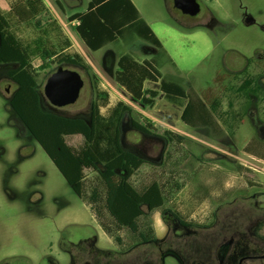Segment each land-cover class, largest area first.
Segmentation results:
<instances>
[{"label": "rangeland", "instance_id": "obj_1", "mask_svg": "<svg viewBox=\"0 0 264 264\" xmlns=\"http://www.w3.org/2000/svg\"><path fill=\"white\" fill-rule=\"evenodd\" d=\"M48 1L52 22L40 29L19 26L7 15L12 31L35 53L31 70L41 106L44 111L74 117L95 103L105 119L119 102L129 108L122 119L123 126L128 125L124 126V148L147 161L130 182L140 191L157 182L165 198L164 206L156 211L143 208L141 231L148 235L150 229L155 231L152 242L161 244L163 250L173 247L184 253L186 264H217V246L234 234L230 231L236 225L247 230L259 226V252L264 253V218L258 216L256 223V210L264 206V0H197L200 12L196 16L182 14L173 0H133L141 18L98 51L87 48L75 31L76 23L67 21L74 11L87 9L89 0H60L67 15L53 0ZM140 25L150 26L162 47L139 37ZM43 50L59 57L44 63L39 57ZM73 54L81 56L87 70L60 63L61 57ZM123 55L139 65H153L160 80L180 86L188 98L169 99L160 90V81L146 80L144 89L159 92L154 104L133 99L116 78L117 62ZM59 66L78 71L85 85L75 104L56 108L45 97L44 86ZM246 78L252 79V86L238 89ZM15 89L7 69L0 68V264H47V257L69 264L67 253L80 259V264H143L145 260L185 264L173 252L159 258L155 245H143L129 229L117 228L104 209L105 187L97 171L85 170L84 195L75 193L10 108L8 99ZM99 92L109 100L99 99ZM189 99L204 104L207 123L198 121L196 115L190 123L183 121ZM131 121L146 126L150 134L137 132ZM65 141L80 149L84 138L67 136ZM146 149L147 154L142 152ZM223 185L233 197L226 206L220 199ZM95 188L100 199L88 201ZM241 188H248L241 193L242 200L233 196ZM89 202L100 211L99 218ZM165 209L201 226L215 212L214 225L211 229L182 228L168 216L164 219ZM88 234L95 235L92 247H100L99 251L90 249L91 241L73 244ZM49 264H55L54 260ZM247 264H264V260Z\"/></svg>", "mask_w": 264, "mask_h": 264}, {"label": "trees", "instance_id": "obj_2", "mask_svg": "<svg viewBox=\"0 0 264 264\" xmlns=\"http://www.w3.org/2000/svg\"><path fill=\"white\" fill-rule=\"evenodd\" d=\"M60 6L58 0H53ZM43 5L42 0H27V9L24 5L16 6L13 13L21 24L40 26L42 19L38 18V6ZM139 20V12L131 0H90L85 13H78L68 17V22L77 21L75 31L85 46L92 51H98L107 43L116 41L121 37L124 28ZM138 29V34L143 39L161 46L152 30L143 25ZM35 53L30 47L23 46L13 34L8 20L0 10V68L7 69V76L15 83L16 89L9 98V106L15 111L24 127L40 144L45 153L57 167L66 182L81 197L84 195L83 185L85 170L91 169L98 172L105 187L104 209L116 224L119 230L127 228L143 243L156 240L155 231L150 229V235L141 231L139 220L147 211L153 212L165 204L161 186L157 182L146 186L141 191L137 190L130 178L147 163L142 157L124 148L123 131L128 125L124 123L123 114L130 111L119 102L113 109L110 117L105 119L100 114V107L95 103L91 105V116L67 117L50 111H44L41 106V96L34 74L32 72V57ZM45 63L57 53L43 50L39 55ZM82 58L78 54L63 56L60 63L81 66ZM116 78L118 83L133 99L144 105H153L159 92L144 89L146 80L159 82L160 90L169 99H187V93L178 85L160 80L158 71L153 65L145 62L139 65L131 57L125 55L117 63ZM247 79V78H246ZM243 82V88L252 86V79ZM97 97L108 101L109 96L99 92ZM204 104L201 101L189 99L185 106L182 119L190 123L197 120L207 123L203 114ZM133 129L144 136L149 135L146 126L135 121L130 122ZM82 135V147L75 149L65 141L67 136ZM100 191L95 188L88 201L97 202ZM90 208L96 217L100 214L94 203L89 202ZM162 216L175 220L182 228H205L193 222L182 219L176 212L165 209ZM99 218V217H98ZM119 239V238H117Z\"/></svg>", "mask_w": 264, "mask_h": 264}, {"label": "flooded vegetation", "instance_id": "obj_3", "mask_svg": "<svg viewBox=\"0 0 264 264\" xmlns=\"http://www.w3.org/2000/svg\"><path fill=\"white\" fill-rule=\"evenodd\" d=\"M6 91L8 92L9 88H6ZM56 108H59V107H56ZM90 116H91V107L88 111H83L74 117H82L84 119H88V118H90ZM72 136H74V135H72ZM79 136H82V135H79ZM142 152H145L147 154L148 150L147 149L142 150ZM255 171H257V170L255 169ZM247 187L249 188L248 184H247ZM248 188L247 189L241 188V189L236 190L235 191L236 194L234 193L233 196H235L236 198L239 196V198H237V199H241V200L245 199L244 194L242 195L241 193L248 190ZM229 193H231V192H227L226 195L224 196V198L222 199L223 200L222 203H224L225 206L228 205V203H230L229 201L231 199H233V197L232 198L230 197ZM227 197H229V199H227ZM263 209H264V206H260V209L258 207V210H256L257 213H259V214H257L256 223H259L258 216H260L261 218H264V215H263L264 212H261ZM214 214H215V212L212 213V215H211L212 218H211L210 222L206 225L207 229H211L214 225V221H213ZM253 223H252V225H253ZM258 228H259V226L257 228H254L253 226H251V229H252L251 233L249 232L251 229L250 230L244 229L242 227V225L241 226L236 225V228L234 229V231H230L231 230L230 227L227 228L226 229L227 231L234 232V234L229 236V238H227L226 240H223L217 246V249H216L217 258H218L217 264H247L250 262H255V260H264V253L259 252V250H260V241H259L260 236H259V233L257 234ZM256 234H257V238H255V236H254ZM83 241H91L92 245L91 246L89 245V247L92 251H93V249H96V251L98 249H100V247L93 248L97 242L95 235H91V234L85 235L84 237L80 238L77 243H73V244L82 243ZM141 243H143V242H141ZM144 244L145 245H155V247L158 250L159 258H161V256L166 252H173V253L177 254L178 256H180V258L186 264L187 256L184 253H180L178 250L174 249L173 247H168L166 250H163L161 247V244H159V243L149 242V243H143V245ZM62 250L64 251V249H62ZM124 253H125V251H124ZM67 254L69 257V261H70L69 264H75V262H77V264H80V262H79L80 259H78L77 257H75L72 254H69V253H67ZM129 254H131V251ZM53 260H54L55 264H59V261L57 259H52L51 257H47V259L45 261L47 262V264H49ZM210 262H212V261L205 262V263L204 262H197L196 264H211ZM143 264H154V263L152 261L145 260L143 262Z\"/></svg>", "mask_w": 264, "mask_h": 264}, {"label": "water", "instance_id": "obj_4", "mask_svg": "<svg viewBox=\"0 0 264 264\" xmlns=\"http://www.w3.org/2000/svg\"><path fill=\"white\" fill-rule=\"evenodd\" d=\"M173 4L176 9L188 16H196L200 12L197 0H173ZM84 85L85 81L78 71L59 66L48 78L44 86V95L53 106L66 107L79 100Z\"/></svg>", "mask_w": 264, "mask_h": 264}, {"label": "crops", "instance_id": "obj_5", "mask_svg": "<svg viewBox=\"0 0 264 264\" xmlns=\"http://www.w3.org/2000/svg\"><path fill=\"white\" fill-rule=\"evenodd\" d=\"M59 1V3H60V6H57L58 7V9L62 12V14H66L67 15V12H66V9L63 7V5H62V3L60 2V0H58ZM132 2H133V4L136 6V8H137V10H138V12H139V18H141V13H140V11H139V9H138V7H137V5L134 3V1L133 0H131ZM54 2V1H53ZM89 2H90V0L88 1V5H89ZM42 3H43V5H39L38 6V9H37V11H38V18H40V19H42L43 21L41 22V24H40V26H36V25H33V24H21L19 21H18V18L16 17V15L13 13V9L16 7V6H19V5H24L25 6V8L27 9L28 7H27V0H0V10H1V12H2V14L5 16V18L8 20V18H7V15H12L13 17H14V19H15V21L17 22V25H19V26H22V25H32V26H34L35 28L37 27L38 29H40L41 27H43V25H46V24H51V22H52V19H51V16H52V11H53V9L51 8V6H50V4H49V1L48 0H42ZM88 8V7H87ZM86 10L87 9H85V10H83V11H74L72 14H70V15H68L67 16V21H68V17H70V16H72V15H75V14H78V13H85L86 12ZM138 21V20H137ZM136 21V22H137ZM8 22H9V20H8ZM76 24H75V26L77 25V21H74ZM74 22H71V24L72 23H74ZM10 23V22H9ZM178 25H180V26H182V24H178ZM75 26H74V28H75ZM127 26H129V25H127ZM126 26V27H127ZM125 27V28H126ZM149 28H150V26H148ZM124 28V29H125ZM139 28L140 29H144L143 28V26L142 25H140L139 26ZM138 28V29H139ZM151 29V28H150ZM152 30V32L154 33V31H153V29H151ZM124 31V30H123ZM13 32V31H12ZM13 34L15 35V33L13 32ZM155 34V33H154ZM122 35H123V33H122ZM121 35V36H122ZM139 35V34H138ZM16 36V35H15ZM156 36V35H155ZM17 37V36H16ZM140 37V36H139ZM80 38V37H79ZM142 38V37H141ZM156 38H157V36H156ZM17 39L19 40V38L17 37ZM158 39V38H157ZM118 40V39H117ZM146 40V39H145ZM159 40V39H158ZM20 41V40H19ZM82 41V40H81ZM148 41V40H147ZM21 42V41H20ZM83 42V41H82ZM150 42V41H149ZM159 42H160V44H161V41L159 40ZM22 43V42H21ZM151 43V42H150ZM83 44H84V42H83ZM23 45V44H22ZM85 45V44H84ZM24 46V45H23ZM156 46V45H155ZM26 47H28V46H26ZM158 48H159V46H157ZM160 47H162V44H161V46ZM53 53H55V52H53ZM123 56H125V55H123ZM123 56H121V57H123ZM127 56H129V55H127ZM120 57V58H121ZM130 57V56H129ZM119 58V59H120ZM132 59L134 60V58L132 57ZM144 60H146V59H144ZM118 63V62H117ZM248 79V78H247ZM246 81H248V80H246ZM146 82V81H145ZM144 82V83H145ZM143 86H144V84H143ZM242 87H243V82L242 83H240L239 84V87H238V89H242ZM145 88V87H144ZM224 182V181H223ZM223 193H222V197L220 198V199H223V197L226 195V193L228 192V188H227V186L225 187V185H223ZM224 194V195H223ZM220 201H222V200H220ZM219 201V202H220ZM191 202H193L192 200H189V203H191ZM191 207H195V205L193 204ZM190 210H187V214H190ZM181 215V214H180ZM183 217V216H182ZM183 219V218H182ZM209 222H210V220H209ZM208 222V223H209Z\"/></svg>", "mask_w": 264, "mask_h": 264}]
</instances>
